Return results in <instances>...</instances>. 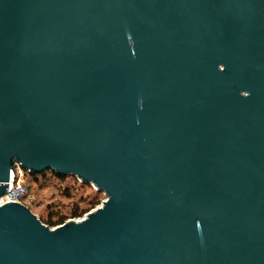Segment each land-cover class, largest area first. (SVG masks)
I'll return each mask as SVG.
<instances>
[{
    "label": "water",
    "instance_id": "water-1",
    "mask_svg": "<svg viewBox=\"0 0 264 264\" xmlns=\"http://www.w3.org/2000/svg\"><path fill=\"white\" fill-rule=\"evenodd\" d=\"M18 163L106 196L0 207V264H264V0H0V197Z\"/></svg>",
    "mask_w": 264,
    "mask_h": 264
},
{
    "label": "rangeland",
    "instance_id": "rangeland-1",
    "mask_svg": "<svg viewBox=\"0 0 264 264\" xmlns=\"http://www.w3.org/2000/svg\"><path fill=\"white\" fill-rule=\"evenodd\" d=\"M29 184L35 199L34 211L41 220H48L52 216V221L55 222L62 216L67 217L66 221L82 219L87 213L81 218H72L75 207L78 206L80 210L88 208L93 211L102 206L103 201L106 200L105 194L98 191L95 186L84 184L73 176H67L64 181L52 176L47 179L42 176L37 179L29 177ZM67 191H71L69 195L66 194ZM91 201H94V204H91Z\"/></svg>",
    "mask_w": 264,
    "mask_h": 264
},
{
    "label": "built area",
    "instance_id": "built-area-1",
    "mask_svg": "<svg viewBox=\"0 0 264 264\" xmlns=\"http://www.w3.org/2000/svg\"><path fill=\"white\" fill-rule=\"evenodd\" d=\"M29 176V172L24 167L18 163L15 164L10 173L8 192L0 197V207L9 202L19 203L27 206L38 215L34 211L35 199L29 187Z\"/></svg>",
    "mask_w": 264,
    "mask_h": 264
},
{
    "label": "trees",
    "instance_id": "trees-1",
    "mask_svg": "<svg viewBox=\"0 0 264 264\" xmlns=\"http://www.w3.org/2000/svg\"><path fill=\"white\" fill-rule=\"evenodd\" d=\"M30 174V173H29ZM44 177V178H48L49 176H52L53 178H56L60 181H64L66 177H60L58 176L56 173L52 172V171H48V172H45L41 175H36V176H32L30 174L29 177H32V178H35L37 179L38 177ZM68 188V187H67ZM71 192V191H70ZM69 191L66 192L67 195L70 194ZM91 204H94V201H91L90 202ZM93 208V207H92ZM89 211H91V209H84V210H80V208L77 206L74 208L73 210V217L72 218H81L84 214L88 213ZM53 220V216L52 217H49L48 220H42V222L46 225H48L49 227H55V226H58V225H63L66 220H67V217L66 216H62V218L60 220H58L57 222L55 221H52Z\"/></svg>",
    "mask_w": 264,
    "mask_h": 264
}]
</instances>
